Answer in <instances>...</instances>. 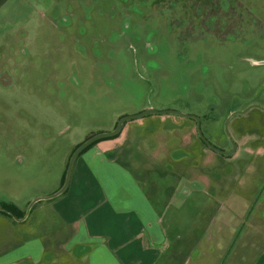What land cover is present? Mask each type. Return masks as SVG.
I'll list each match as a JSON object with an SVG mask.
<instances>
[{"label": "rangeland", "instance_id": "obj_1", "mask_svg": "<svg viewBox=\"0 0 264 264\" xmlns=\"http://www.w3.org/2000/svg\"><path fill=\"white\" fill-rule=\"evenodd\" d=\"M218 1L234 6L220 5L233 21L225 28L212 23L217 8L204 0L36 1L26 32L3 41L10 58L0 65V205L12 201L18 213L26 212L31 201L56 192L73 148L112 130L121 116L148 108L193 114L203 135L229 150L225 120L254 105L227 123L236 144L230 155L208 149L193 118L174 113L126 120L117 137L137 147L135 168H147L157 188L147 192L157 208L173 184L169 168L189 189L211 191L199 180L206 178L223 192L243 188L234 181L239 176L250 182L251 257L258 264L257 243L259 252L264 248L258 213L264 206V0Z\"/></svg>", "mask_w": 264, "mask_h": 264}, {"label": "crops", "instance_id": "obj_2", "mask_svg": "<svg viewBox=\"0 0 264 264\" xmlns=\"http://www.w3.org/2000/svg\"><path fill=\"white\" fill-rule=\"evenodd\" d=\"M36 1L0 0V65L10 58L3 41L26 32ZM136 148L122 136L102 140L77 157L51 202H34L21 220L0 213V264H253L250 182L239 176L243 188L223 192L206 178L211 191L189 189L169 168L173 184L157 208ZM258 213L264 225V206ZM256 248L260 264L264 248Z\"/></svg>", "mask_w": 264, "mask_h": 264}, {"label": "water", "instance_id": "obj_3", "mask_svg": "<svg viewBox=\"0 0 264 264\" xmlns=\"http://www.w3.org/2000/svg\"><path fill=\"white\" fill-rule=\"evenodd\" d=\"M252 107H257V106H254V105H251L247 108H245L244 110H240V111H234L232 112L228 118L225 120L224 122V131L225 133L227 134V137H228V140L231 144V148L229 150H224V149H221V148H218L216 147L215 145H213L211 142H209L205 136L203 135L202 131H201V128H200V118L199 116H196V115H193V114H187V113H182L180 111H177V110H173V109H163V110H157L155 108H148L146 110H143L139 113H136V114H132V115H124V116H121L119 118V120L117 121L116 125L114 126V128L110 131H107V132H98V133H95V134H92L90 135L87 139L83 140L80 144H78L76 146V148L72 151V153L70 154L69 156V159H68V162H67V167H66V171H65V175H64V180H63V183L62 185L57 189L56 192H54L53 194L49 195V196H46V197H39V198H36L34 199L33 201L30 202V204H28V207H27V210L25 212V216L27 215L30 207L32 206V204L40 199H50V198H53V197H56L58 195H60L66 188H67V185H68V182H69V177H70V174H71V171H72V167H73V164H74V161L76 159V157L78 156V154L86 147L88 146L89 144H91L92 142L100 139V138H104V137H110V136H113L115 134H117L121 128H122V125L123 123L126 121V120H129V119H134V118H138V117H141V116H144L146 114H149V113H174V114H178V115H181V116H185V117H191L193 119L196 120V130H197V135L203 140V142L213 151L219 153V154H222V155H230L232 154L235 149H236V144L234 142V140L231 138V136L229 135L228 131H227V123L229 121V119L237 114V113H243L245 111H247L248 109L252 108ZM260 108V107H259ZM260 109H263V108H260ZM264 110V109H263ZM0 210H5L4 208L0 207ZM25 216L22 218L24 219ZM263 216H264V213H263Z\"/></svg>", "mask_w": 264, "mask_h": 264}, {"label": "flooded vegetation", "instance_id": "obj_4", "mask_svg": "<svg viewBox=\"0 0 264 264\" xmlns=\"http://www.w3.org/2000/svg\"><path fill=\"white\" fill-rule=\"evenodd\" d=\"M204 4H211L212 5V8H211V10H213V7L215 6L216 8H217V11L216 12H214V13H216L217 15H215L211 20H213V22L212 23H214L216 26H218L219 28H225L226 26H229V25H231L230 24V22L233 24V21H232V19H230V16L228 15V14H225V13H220L219 11H220V5H224V8L225 9H229V8H231V7H234V6H232L230 3H226V2H220V1H218V0H204V2H203ZM220 14H222L223 16H224V18H220V19H218L217 17H219L218 15H220ZM228 15V16H227ZM237 20V19H236ZM217 21H219V22H217ZM234 23H235V21H234ZM200 118V117H199ZM194 120V122H195V124H196V120L195 119H193ZM230 120V119H229ZM117 123V122H116ZM199 137V136H198ZM206 138V137H205ZM207 139V138H206ZM199 140L208 148V149H210L204 142H203V140L199 137ZM208 140V139H207ZM209 141V140H208ZM210 142V141H209ZM228 142H229V140H228ZM229 145H230V148H231V144H230V142H229ZM76 159H77V157H76ZM75 159V160H76ZM75 162V161H74ZM67 167V166H66ZM66 171V170H65ZM64 192V191H63ZM7 202H11V201H7ZM13 203V202H12ZM14 204V203H13ZM0 207H2V208H4L3 206H1L0 205ZM28 207V206H27ZM5 210H1V211H4V212H7V214L9 215V216H6V217H8V218H11V219H13V220H21L24 216H25V211H24V215L22 216V217H15L14 215H12V213H11V211H9V210H7L6 208H4ZM28 214V213H27ZM5 216V215H4Z\"/></svg>", "mask_w": 264, "mask_h": 264}, {"label": "trees", "instance_id": "obj_5", "mask_svg": "<svg viewBox=\"0 0 264 264\" xmlns=\"http://www.w3.org/2000/svg\"><path fill=\"white\" fill-rule=\"evenodd\" d=\"M115 125H116V123H115ZM114 125V126H115ZM118 134V133H117ZM117 134H115V135H113V136H110V137H104V138H100V139H98V140H96V141H94V142H92L91 144H89L88 146H86L79 154H78V156L77 157H79L85 150H87L89 147H91V146H93V145H95L98 141H101V140H103V139H111V138H114V137H117ZM89 137V136H88ZM88 137H86L85 139H87ZM78 144H80V143H78ZM77 144V145H78ZM76 145V146H77ZM76 146L73 148V150L76 148ZM72 150V151H73ZM72 153V152H71ZM70 153V154H71ZM70 156V155H69ZM69 159V158H68ZM68 162V161H67ZM66 166H67V164H66ZM66 170V169H65ZM64 175H65V172L63 173V175H62V178H61V181H60V185H59V187L62 185V183H63V180H64ZM65 191V190H64ZM1 206H3L4 208H6L7 210H9V211H11V213H12V215H14L15 217H22L23 215H24V211H22V210H19V213H18V210L16 209V206L12 203V202H6V204H2ZM15 210H17V212H15ZM0 213L1 214H3V215H5V216H9L8 214H7V212H4V211H1L0 210Z\"/></svg>", "mask_w": 264, "mask_h": 264}]
</instances>
